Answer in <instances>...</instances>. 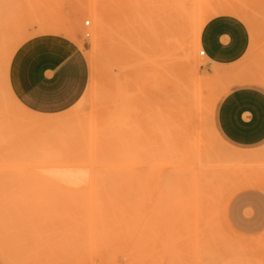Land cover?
Masks as SVG:
<instances>
[{
	"label": "rangeland",
	"instance_id": "1",
	"mask_svg": "<svg viewBox=\"0 0 264 264\" xmlns=\"http://www.w3.org/2000/svg\"><path fill=\"white\" fill-rule=\"evenodd\" d=\"M146 1L0 0V264H74L72 239L90 264H264V226L234 225L264 219V142L233 145L214 121L232 89L264 93V0H189L245 9L253 20L246 54L213 77L193 40L187 62L178 48L165 52L162 30L163 40L151 37L157 71L145 80L141 61L138 83L118 40L145 19ZM150 1L155 33L164 6ZM52 37L82 51L85 85L72 106L42 115L11 97L6 66L14 47ZM147 83L153 90L140 104ZM119 95L140 104L137 115L116 114ZM39 119L57 122L36 128ZM110 128L120 130L118 143L101 145ZM56 172L79 179L58 186Z\"/></svg>",
	"mask_w": 264,
	"mask_h": 264
},
{
	"label": "crops",
	"instance_id": "2",
	"mask_svg": "<svg viewBox=\"0 0 264 264\" xmlns=\"http://www.w3.org/2000/svg\"><path fill=\"white\" fill-rule=\"evenodd\" d=\"M249 46L246 27L220 16L205 23L199 47L210 65L230 66ZM6 85L16 101L30 112L52 115L72 106L85 85L84 57L77 46L64 49L58 40L30 42L10 60ZM214 121L220 134L238 147L264 142V93L252 88L232 89L216 106ZM262 220L263 222H260ZM236 226H264V219H241Z\"/></svg>",
	"mask_w": 264,
	"mask_h": 264
},
{
	"label": "bare ground",
	"instance_id": "3",
	"mask_svg": "<svg viewBox=\"0 0 264 264\" xmlns=\"http://www.w3.org/2000/svg\"><path fill=\"white\" fill-rule=\"evenodd\" d=\"M189 0H162V4L164 6V14L161 12L160 7L158 6L156 9V16L155 20L160 21V28L157 32L154 33V28H152V18L150 14V0L146 1V4L143 6L141 10L142 14H146L145 19L139 23L136 21H132L129 23L128 28H122V35L120 40H118V44L121 47L120 51L122 52L123 56L126 58L128 64V72L135 78V80L139 83L140 77L139 74V66L138 64L142 61L147 63L148 66V73L145 76V80L152 77V68L155 72V68L157 66V58L153 56L156 51L154 47V43L151 40V37L154 35L155 37H159L162 30L165 32L163 35V41H165L164 51H170L171 55H174L175 49L178 48L183 60L187 62L189 60V52L191 41L193 40L194 43L199 46V35L201 29L205 25L206 22L209 20L220 17V16H228L239 20L244 26L248 27L250 33L253 37L252 31V16L245 11L243 8H239L237 6L232 5H214V6H207L205 9H199V5L188 4ZM190 7V8H188ZM160 10V11H159ZM144 12V13H143ZM157 14H159L157 16ZM150 15V17H149ZM190 17L191 24L187 21ZM101 23L103 21L100 19ZM85 23V22H84ZM88 25V24H87ZM159 25V24H158ZM163 26V28H162ZM251 27V28H250ZM124 29V30H123ZM99 38H102L104 35V30L99 28L97 33L95 34ZM122 38V39H121ZM168 40V41H166ZM144 43H146V47H144ZM140 45L143 46L141 50ZM25 46V45H23ZM13 48L10 51L9 59L7 60V68L10 60L22 49V47ZM156 46V45H155ZM158 53V52H157ZM157 60L156 62H154ZM205 58V57H204ZM206 59V58H205ZM207 60V59H206ZM155 63V64H154ZM151 66V67H150ZM157 71V68H156ZM223 72V71H222ZM228 72V71H226ZM221 74L220 70H218L215 66L213 70H211V75L213 77H217ZM152 87L149 83L141 86V91L139 93L140 96V104L142 99L148 100L149 95L152 92ZM8 92L10 93L9 89ZM11 97L12 94L10 93ZM137 96V95H136ZM16 100V99H15ZM138 100V98L136 99ZM17 102V101H16ZM18 104V103H17ZM113 104L117 107V112L119 116L123 117H131L133 115H137V111H140V104H137V107H132L129 103L124 99V97L119 95V98L116 101H113ZM19 105V104H18ZM20 106V105H19ZM21 107V106H20ZM55 122H57L55 120ZM54 120H43L39 119L36 121L34 127L41 128L51 126V124L55 123ZM115 126V125H113ZM120 130L116 128H110L108 130H102L99 133L98 139L101 140V145H111L115 146L118 143V139L120 137ZM25 138H28L27 136ZM30 139V138H28ZM79 179L78 176L74 174L63 175V173L56 172L52 180H54V184L58 186H67L69 184H74ZM82 243L77 239H72L69 245V249L78 250L74 254V264H90V255L84 249H82ZM2 255L0 253V260H2ZM103 264H112L109 261H105ZM219 264H246L243 260L238 258H226L219 262Z\"/></svg>",
	"mask_w": 264,
	"mask_h": 264
},
{
	"label": "built area",
	"instance_id": "4",
	"mask_svg": "<svg viewBox=\"0 0 264 264\" xmlns=\"http://www.w3.org/2000/svg\"><path fill=\"white\" fill-rule=\"evenodd\" d=\"M87 24H88V22L86 21V22L84 23V25H87ZM199 55H203V52L200 51V52H199Z\"/></svg>",
	"mask_w": 264,
	"mask_h": 264
}]
</instances>
